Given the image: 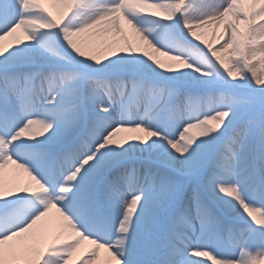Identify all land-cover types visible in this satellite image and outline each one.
Segmentation results:
<instances>
[{
    "label": "snow or ice",
    "instance_id": "snow-or-ice-1",
    "mask_svg": "<svg viewBox=\"0 0 264 264\" xmlns=\"http://www.w3.org/2000/svg\"><path fill=\"white\" fill-rule=\"evenodd\" d=\"M209 261L264 264V0H0V264Z\"/></svg>",
    "mask_w": 264,
    "mask_h": 264
},
{
    "label": "bare ground",
    "instance_id": "bare-ground-1",
    "mask_svg": "<svg viewBox=\"0 0 264 264\" xmlns=\"http://www.w3.org/2000/svg\"><path fill=\"white\" fill-rule=\"evenodd\" d=\"M210 30V29H209ZM208 30V31H209ZM210 33V34H209ZM208 34V38H211V31L209 32ZM122 135H126V134H122ZM6 179H8L9 177H8V175L6 174V177H5ZM201 259H206V258H201ZM209 264H211V262L209 261Z\"/></svg>",
    "mask_w": 264,
    "mask_h": 264
},
{
    "label": "rangeland",
    "instance_id": "rangeland-1",
    "mask_svg": "<svg viewBox=\"0 0 264 264\" xmlns=\"http://www.w3.org/2000/svg\"><path fill=\"white\" fill-rule=\"evenodd\" d=\"M210 31H211V29L208 31V33H209ZM209 34H210V33H209ZM209 34H208V35H209Z\"/></svg>",
    "mask_w": 264,
    "mask_h": 264
}]
</instances>
